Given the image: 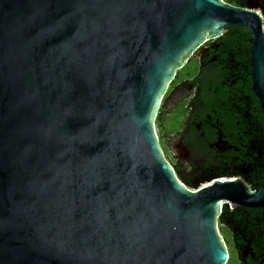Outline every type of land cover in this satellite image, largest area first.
<instances>
[{"label":"water","instance_id":"1","mask_svg":"<svg viewBox=\"0 0 264 264\" xmlns=\"http://www.w3.org/2000/svg\"><path fill=\"white\" fill-rule=\"evenodd\" d=\"M246 27L264 116V0H0V264H227V206L264 185L192 189L156 119L189 55Z\"/></svg>","mask_w":264,"mask_h":264},{"label":"flooded vegetation","instance_id":"2","mask_svg":"<svg viewBox=\"0 0 264 264\" xmlns=\"http://www.w3.org/2000/svg\"><path fill=\"white\" fill-rule=\"evenodd\" d=\"M248 2L240 0L242 6ZM248 65L243 48L217 38L189 55L170 82L156 126L159 141L161 127L165 147L177 151L174 167L186 176L214 178L221 172L262 186L264 140ZM222 224L231 234L239 264H264L256 252L263 242L259 245L246 234L252 226L264 228V208L231 209Z\"/></svg>","mask_w":264,"mask_h":264},{"label":"trees","instance_id":"3","mask_svg":"<svg viewBox=\"0 0 264 264\" xmlns=\"http://www.w3.org/2000/svg\"><path fill=\"white\" fill-rule=\"evenodd\" d=\"M228 2L238 5V6H242L240 3V0H228ZM250 37V31L248 28L246 27H237V26H230L227 27L226 32L218 38L219 42H223L224 45L227 46H231V47H241L243 48L244 52H245V60L247 62L248 58H249V53L251 50V44L249 42H247V38ZM250 79V78H249ZM252 97L254 98V100L256 101L257 105L259 106L260 109V119H261V130H262V140H264V116L263 113L261 111V106L259 101L257 100V98L255 97V95L251 92ZM177 170L178 176L180 177V179L182 181H184L189 187L191 188H198L200 187L203 183L207 182L208 180H210L211 178L208 177H199V178H195L194 176H186L185 174H183L180 170ZM220 176L225 175L224 173L219 172ZM263 178L261 179V183L262 185L264 184V168L262 171V174L260 175ZM231 212V209L229 207H225L220 218L219 221L220 223H225L227 220V216L229 215V213ZM246 234L248 235L249 239H255L259 245H262L260 242H263V245L261 246V251H258V248H256V252H257V256H261L262 258H264V228H257L256 226H252L251 228L248 229V232H246ZM261 258V259H262Z\"/></svg>","mask_w":264,"mask_h":264},{"label":"rangeland","instance_id":"4","mask_svg":"<svg viewBox=\"0 0 264 264\" xmlns=\"http://www.w3.org/2000/svg\"><path fill=\"white\" fill-rule=\"evenodd\" d=\"M156 131H157V134H159L158 126H156ZM160 143H161V146H162V149L165 153L166 158L173 164L174 154L177 151L169 150L165 147L163 140H162V137H161V127H160ZM192 189H194V188H192ZM219 227H220V231L222 233L223 240H224V242H225V244L228 247L229 252H230V260L228 261L227 264H239L240 262H239L237 251L234 247V244L231 242V234L226 230V227L223 224L219 223Z\"/></svg>","mask_w":264,"mask_h":264},{"label":"built area","instance_id":"5","mask_svg":"<svg viewBox=\"0 0 264 264\" xmlns=\"http://www.w3.org/2000/svg\"><path fill=\"white\" fill-rule=\"evenodd\" d=\"M203 185V184H202Z\"/></svg>","mask_w":264,"mask_h":264}]
</instances>
